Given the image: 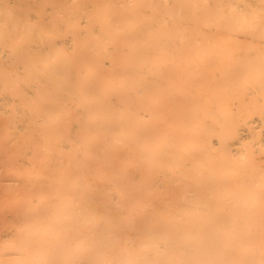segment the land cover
<instances>
[{"label": "bare ground", "instance_id": "obj_1", "mask_svg": "<svg viewBox=\"0 0 264 264\" xmlns=\"http://www.w3.org/2000/svg\"><path fill=\"white\" fill-rule=\"evenodd\" d=\"M0 264H264V0H0Z\"/></svg>", "mask_w": 264, "mask_h": 264}, {"label": "rangeland", "instance_id": "obj_2", "mask_svg": "<svg viewBox=\"0 0 264 264\" xmlns=\"http://www.w3.org/2000/svg\"><path fill=\"white\" fill-rule=\"evenodd\" d=\"M14 44H15L14 42L9 41V42L6 43V48L8 50H11V51L15 52ZM16 54H20V52L18 50H16ZM99 208H100L99 205L95 204V209L99 210ZM107 210L112 212V214H113V211L111 209H107ZM121 213L124 214V215L126 214L125 208H123V210H121Z\"/></svg>", "mask_w": 264, "mask_h": 264}]
</instances>
